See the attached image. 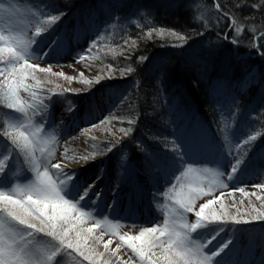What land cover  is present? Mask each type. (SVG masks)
I'll return each mask as SVG.
<instances>
[{
  "label": "trees",
  "instance_id": "16d2710c",
  "mask_svg": "<svg viewBox=\"0 0 264 264\" xmlns=\"http://www.w3.org/2000/svg\"><path fill=\"white\" fill-rule=\"evenodd\" d=\"M33 1L45 5L43 13L62 12L64 15L57 25L63 21L74 25V17L79 18L86 11V15H98L96 17L102 19L101 29L89 42V48L96 45L92 60L95 61V70L100 73V82L96 83L94 78L90 85L80 82L74 88L63 79L59 82L54 78L44 80L51 81L52 84L47 82L51 86L59 85L63 91L77 90L72 91L71 97L84 107V114L99 112V119L86 125L90 129L88 133L108 145L115 143V146L134 152L140 178L153 184L154 178L146 175L144 169L166 171L168 158L164 155L172 147L169 142L174 132L173 111L178 116H189L191 126H187L188 121L181 126L185 131L186 146L195 145L197 150L192 153L180 145V155L183 153L179 157L180 164L202 163L206 156L196 146L205 144L216 150L225 146L231 154L232 164L242 156L245 163L240 174L264 169V67L259 68L256 82L244 86L249 72L262 65L259 51L264 56V37L261 36L264 33V0ZM216 2L222 11L230 14L229 17L217 12ZM197 3H209L215 9L213 12L218 23L198 20L194 8ZM255 4L260 6L253 7ZM108 13L109 16H104ZM233 17L244 29L238 38L229 28ZM94 24L89 25L94 27ZM160 29L164 30V35L157 31H153L151 37L146 35ZM227 29L230 37H236L235 48L232 43L223 42L222 48L212 55L203 50L199 39L204 33L216 38ZM171 32L184 36L186 40H178L170 35ZM256 45L259 50L253 51ZM249 52V57L240 58ZM109 68L115 70L113 75H109L110 70L103 73ZM106 98L108 102H104ZM115 103L120 106L118 110L114 108ZM111 116L121 117L123 122L113 119L110 124L101 123ZM128 119H134L135 123L129 124ZM94 124L99 127L92 128ZM119 128H131L132 131L125 137L119 133ZM257 132L260 135L251 146H245L247 153L244 154V149L237 145ZM240 177L243 179L244 175ZM258 194L259 191L255 195ZM257 202L251 204L264 210ZM239 210L243 214L251 210V205L247 202ZM243 226L250 231H264V221Z\"/></svg>",
  "mask_w": 264,
  "mask_h": 264
},
{
  "label": "snow or ice",
  "instance_id": "6c2138e0",
  "mask_svg": "<svg viewBox=\"0 0 264 264\" xmlns=\"http://www.w3.org/2000/svg\"><path fill=\"white\" fill-rule=\"evenodd\" d=\"M214 7L217 12L229 17L230 14L222 11L218 2L214 3ZM6 11L10 10L0 4V14ZM63 15L62 12L29 11L28 18L36 21L32 35H28L29 29L22 23L9 24L5 28L3 17L0 16V106L11 110L9 118L0 124V177L7 179L10 174L17 176V179L9 180L7 184L0 180V264H65V257L74 254L88 261V264H113V257L118 264H221L217 258L233 241H223L211 250L209 246L225 230L223 225H247L264 221V210L252 205L251 201L250 211L241 214L237 208L236 214H231L223 203V192L200 204L197 209L198 200L213 196L217 189L229 187L222 179L224 172L196 169L191 164L182 167L180 174L173 177L176 183L164 193L172 207L164 212L162 223L132 234L121 233L120 223H113L107 217L97 219L95 213L86 210L84 202L89 199V193L95 185H81L76 181L75 172L65 171L67 162L87 163L97 155L111 152L115 143L106 145L103 152L91 151L79 156H69L70 150L65 145L60 161L53 162L56 160L58 139L54 134L46 133L42 121L36 119L48 107L39 96L43 89L39 87L42 81L37 72L63 77L69 82L75 77L67 76L62 71L53 72L51 66L41 67L33 63V59L39 58L33 46L37 44V37L51 30ZM230 23L237 34L244 30L243 26L237 25L234 17ZM153 31L164 35L163 29L149 31L146 35L151 37ZM170 35L181 41L186 40L175 32ZM261 36L264 37V33ZM95 47L93 44L88 54L82 55L77 63L85 61ZM79 77L85 84L92 83L84 79L83 72L79 73ZM100 79L97 77L96 83ZM29 80L35 83L30 84ZM47 91L57 95L52 89ZM113 119L123 122V118L111 116L101 123L110 124ZM127 122L133 124L135 120L128 119ZM97 127L99 125H92V128ZM118 131L126 137L132 129L119 128ZM88 132L90 129L84 130L85 134ZM259 135L258 132L248 135L237 147L243 148L246 154L245 146H251ZM91 139L96 140V137ZM171 150L180 153V146L176 145ZM19 157L27 165L24 169L26 175L22 179L12 164ZM244 163L242 156L237 158L230 166L227 180H233ZM253 187L264 190V184ZM233 191H239L244 196L250 195L244 188ZM256 198L261 199L259 196ZM218 202L219 211L212 208ZM240 203L243 204V201ZM261 207L264 208V205ZM189 213L195 217L191 222L188 220ZM89 223L91 226H86ZM102 225L104 228L97 234L95 230ZM105 235L110 236L107 241L104 240ZM111 237L118 238L115 248L110 247L113 244ZM121 249L131 255L124 259L118 255Z\"/></svg>",
  "mask_w": 264,
  "mask_h": 264
},
{
  "label": "rangeland",
  "instance_id": "374dc122",
  "mask_svg": "<svg viewBox=\"0 0 264 264\" xmlns=\"http://www.w3.org/2000/svg\"><path fill=\"white\" fill-rule=\"evenodd\" d=\"M102 3L103 2H100V4ZM0 4H3L5 9L10 10L0 14V16L3 17V26L7 28L9 24L15 25L17 23H22L27 25L29 29L28 35H32L36 23L35 20L28 18L29 11H39L40 13H43V9H45V5L39 4L33 0H0ZM194 8L197 10L196 13L198 15V20L208 24L210 21L218 23L217 15L213 12L215 9L212 8L209 3H197ZM86 13L87 11L79 18L74 17V25L70 21V23H64L63 21L58 25H54L51 30L44 32L40 37H37V44L33 46L36 55L39 57L38 59H33V63L40 64L41 67L51 66L53 72L62 71L67 76L75 77V79L69 82L63 77L37 72L38 78L42 81L39 87L43 89V91L39 92V96L44 99V103L48 107L42 112V115H38L36 119L42 121L46 133L54 134L58 139L56 160L53 161L54 163L60 161L65 145L70 150L69 156H79L85 152L91 151L103 152L105 146L108 145L106 142L98 138L92 140L91 137L94 136L90 133H84V130L87 129L86 125L99 119V112L95 113V111H91L90 114L87 113L80 115L83 111L80 109L79 105L76 104L75 99L71 97L72 91H63L62 89H59L60 87H56L57 85H55V87L51 86L52 83L48 84L47 81L44 80L45 78H54L59 82V80L63 79L66 83H70L75 88L77 85H80V82H82L79 73L83 72L84 79L87 80L97 78L100 74L99 71L94 68L95 61L92 60V53L85 61L77 63L82 55L88 54L89 47L86 48L88 43L92 38L96 37L95 35H97L98 31L101 29L100 24L102 23V19L100 17L97 18L96 16L98 15H86ZM104 16H109V13ZM91 23H95V26H90L89 24ZM217 28L219 29L220 26ZM229 28L233 29L232 24ZM79 29L80 31H78ZM232 34L238 38L239 34H237L234 29ZM202 37L199 39V42L203 44V50L211 55L222 48L223 42L232 43L235 48L234 41L236 37H230L229 29H227L223 35L219 34L216 38L212 37L210 33H204ZM196 41H198V39ZM258 50V46L256 45L253 51ZM259 55L263 58L261 59L262 65L259 66L262 70L264 67V56L260 51ZM249 56L250 52L242 54L240 58H246ZM109 70L111 72L109 75H113L115 70L113 71L111 68L106 71L103 70V73L105 72V74H107ZM29 83L34 84L35 82L29 80ZM215 86L217 87V84H215ZM48 89H52L57 95H52L47 91ZM61 92L63 93L62 95L59 94ZM22 95L27 96L26 93H22ZM106 101L108 102L107 98L104 102ZM114 105H116V103ZM118 107L120 106L117 104L114 107L115 110H118ZM173 113L175 114L171 117V120L174 122V132L170 137V146L184 145V150L187 149V151L197 153V150L194 149L195 145L192 147L186 146V135L181 126L188 121L187 126L190 127L192 121H190L188 115L182 114V116H178L176 111H173ZM192 113L194 114V112ZM10 114L11 110L0 106V124L8 119ZM93 145H96L95 149L93 148ZM172 147L168 148V154L164 155L168 158L164 175L161 173V170L158 169L154 171L153 169L142 168L146 175L154 178L153 184L140 178V167L135 165L136 159L134 155L136 154L130 150L123 149L122 146L118 145L115 146L111 152L97 155L94 160H89L87 163L75 161L67 162L65 171L75 172L76 181L81 185H85L88 184L86 173L96 170L98 175V170H100L103 165H106L105 167H108L109 169L107 172L108 181L106 182L104 191L98 196L97 193L102 187V184L91 190L89 193V199L84 202L86 210L95 213L97 219L107 217L109 220L113 221V223H120L122 225L119 229L121 233L131 232L132 234H137L142 228L153 227L156 224L162 223L164 212L172 207L171 202L164 196V193L176 183L173 178L174 175L178 176L181 168L186 167L187 165L180 164L179 157L181 155L180 153H174L171 150ZM196 148L206 156L203 159V162L205 160V163L196 162L191 165L196 169L208 168L224 172L225 176L222 177V179L229 185L226 189H217L211 197H204L203 199L198 200L197 209L200 204L205 203L208 199L220 196L221 192L224 193L222 197L224 205L229 212L230 210L233 211L232 213L230 212L233 215L236 214L237 208L242 209L244 204H247L249 201H251V203L258 201V205L264 204V190L253 187V185L256 184H264V169L255 173L250 171L247 174H240V171H243L242 169L237 173L233 180L229 181L227 180V173L230 171L232 162L230 161L231 154L226 150L225 146L222 148L219 146L216 150L214 147L211 148V146L208 147L205 144H201L200 146H196ZM206 152L210 155H207ZM212 152L216 154L214 157L211 156ZM223 153L225 155H223ZM39 155L40 153L37 152V156ZM209 156H211V158ZM22 159V157H19L12 161L15 171L19 173L21 179L26 175L24 169L27 167V165L22 163ZM78 164H88L89 167L86 170H82ZM262 167H264V164H262ZM243 175L246 177L244 181L241 182L240 180L236 182V180L240 179V176ZM15 179H17L15 174H10L7 179L0 177V180H3L5 184H7L9 180ZM236 188H244L250 195L244 196L239 191H233ZM258 191L260 194L251 195V193L257 194ZM257 196L261 197V199L258 200L256 198ZM233 201H235V205H233ZM240 201H243V204H241ZM166 205L168 206L167 208L165 207ZM120 208L124 209V215L121 216H125L126 219H124V217H118ZM212 208L219 211V202L213 205ZM194 219V215L189 213V222ZM86 226H91V223ZM259 226H263V224ZM223 227L225 230L221 232L217 239L209 246V250H211L223 241L228 239L233 241L229 248L221 254V257L217 258L221 260V264H264V231H250L245 228L246 226L233 223L225 224ZM103 228L104 226L102 225L101 228L96 229V233L99 234ZM109 238V235L104 236L105 241ZM111 238L113 239V244L110 247L115 248L116 243L119 242L118 238ZM118 255L127 259L131 253L125 249H121ZM112 259L113 264H118L114 257ZM65 264H88V261H84L82 257H78L74 254L71 257H65Z\"/></svg>",
  "mask_w": 264,
  "mask_h": 264
},
{
  "label": "bare ground",
  "instance_id": "6f19581e",
  "mask_svg": "<svg viewBox=\"0 0 264 264\" xmlns=\"http://www.w3.org/2000/svg\"><path fill=\"white\" fill-rule=\"evenodd\" d=\"M78 166L83 170H86L89 167L88 164H78ZM105 166L106 165H103L100 168V170H98L99 172L98 175H97L96 170L86 173V180L88 182V185H95V187H93L92 189L102 184V187L100 188V190H98L99 191L97 193L98 196L104 191V187L106 186V182H107V174H108L107 172L109 168Z\"/></svg>",
  "mask_w": 264,
  "mask_h": 264
}]
</instances>
